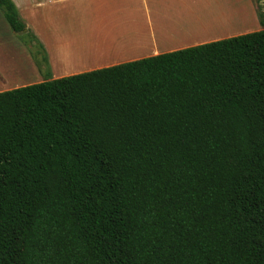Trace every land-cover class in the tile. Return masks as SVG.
<instances>
[{"label": "trees", "instance_id": "1", "mask_svg": "<svg viewBox=\"0 0 264 264\" xmlns=\"http://www.w3.org/2000/svg\"><path fill=\"white\" fill-rule=\"evenodd\" d=\"M258 2L260 30L0 91V264H264Z\"/></svg>", "mask_w": 264, "mask_h": 264}, {"label": "crops", "instance_id": "2", "mask_svg": "<svg viewBox=\"0 0 264 264\" xmlns=\"http://www.w3.org/2000/svg\"><path fill=\"white\" fill-rule=\"evenodd\" d=\"M13 1L27 45L17 43L19 62L0 61L2 78L15 77L7 90L263 28L258 0ZM0 30V46L17 42L1 11Z\"/></svg>", "mask_w": 264, "mask_h": 264}, {"label": "rangeland", "instance_id": "3", "mask_svg": "<svg viewBox=\"0 0 264 264\" xmlns=\"http://www.w3.org/2000/svg\"><path fill=\"white\" fill-rule=\"evenodd\" d=\"M257 2V0H255ZM0 33L3 35H5V33H3V31L0 30ZM14 37L17 39V42L15 44H13L12 46H8V45H3V46H0V61L3 60V59H6V60H9L10 61V58H18V62H19V59L21 58V55L19 54V45L18 44H22L24 45V41H23V38H20L18 37L14 32H12ZM7 36V35H6ZM22 36V35H21ZM8 37V36H7ZM25 39V38H24ZM26 39H27V36H26ZM25 39V41H26ZM6 42V41H5ZM18 43V44H17ZM17 51V52H16ZM37 55H38V51L36 52ZM5 56H9V57H5ZM9 58V59H8ZM34 60H37V59H34ZM3 62V61H2ZM1 63V62H0ZM3 67V66H2ZM0 68H1V65H0ZM4 68V67H3ZM6 68H4L5 70ZM8 72V70H7ZM10 75H12V77H10L12 80L15 78L13 77V74H11L10 72H8ZM19 76V75H18ZM10 78H8V81L7 79L4 77L2 78L1 74H0V88H7V86L10 84L8 83L10 81ZM13 83V82H11ZM11 85H9L8 87H10ZM4 90H7L5 89Z\"/></svg>", "mask_w": 264, "mask_h": 264}, {"label": "bare ground", "instance_id": "4", "mask_svg": "<svg viewBox=\"0 0 264 264\" xmlns=\"http://www.w3.org/2000/svg\"><path fill=\"white\" fill-rule=\"evenodd\" d=\"M195 4H196V3H195ZM202 5H203V4H202ZM236 7H237V6H236ZM237 8H238V7H237ZM241 9H242V8H239V11H240ZM242 11H243V10H242ZM197 12H198V11H197ZM201 12H202V11H201ZM212 12H214V10H212ZM202 13H203V12H202ZM214 13H215V12H214ZM240 14H241V13H240ZM200 15H201V14H200ZM198 16H199V15H198ZM216 16H217V15H216ZM240 16H241V15H240ZM186 17H187V16H186ZM234 17H235L234 19H236V16H235V15H234ZM217 18H218V16H217ZM237 18H238V17H237ZM201 19H202V18H201ZM224 19H226L225 16H224ZM220 22H221V21H220ZM205 23H206V22H205ZM93 28H95V27H93ZM192 28H193V27H191V29H192ZM87 29H88V28H87ZM189 29H190V28H189ZM187 31H188V30H187ZM192 31H195V30L192 29ZM88 32H89V30H88ZM88 32H87V33H88ZM89 34H90V33H89ZM89 34H88V35L86 34L87 37L89 36ZM191 34H192V33H191ZM192 36H193V34H192ZM85 37H86V36H85ZM90 47H92V46H90ZM100 47H102V46H100ZM90 49H92V48H90ZM98 49H99V48H98ZM86 50H87V48H86ZM92 50H93V49H92ZM95 50H96V48H95ZM88 51H89V50H88Z\"/></svg>", "mask_w": 264, "mask_h": 264}]
</instances>
